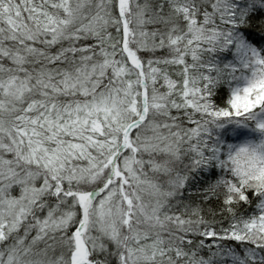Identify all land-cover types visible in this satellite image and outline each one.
Segmentation results:
<instances>
[{
  "label": "snow or ice",
  "instance_id": "1",
  "mask_svg": "<svg viewBox=\"0 0 264 264\" xmlns=\"http://www.w3.org/2000/svg\"><path fill=\"white\" fill-rule=\"evenodd\" d=\"M0 264H264V0H0Z\"/></svg>",
  "mask_w": 264,
  "mask_h": 264
}]
</instances>
